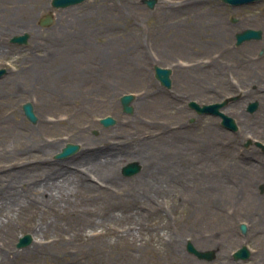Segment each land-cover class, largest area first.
Returning a JSON list of instances; mask_svg holds the SVG:
<instances>
[{
  "label": "rangeland",
  "instance_id": "rangeland-1",
  "mask_svg": "<svg viewBox=\"0 0 264 264\" xmlns=\"http://www.w3.org/2000/svg\"><path fill=\"white\" fill-rule=\"evenodd\" d=\"M212 5L216 12L227 7L230 17L264 15V0H156L152 9L143 0L64 8L51 0H0V186L11 192L10 181L41 182L60 163L75 165L83 139L73 133L91 138V151L135 150L149 164L124 175V165L139 163L119 156L112 173L71 182L54 204L19 209L0 194V264H264V35L240 45L229 37L227 55L214 52L216 44L201 55L178 50L209 32ZM47 14L52 21L40 24ZM188 20L201 30H174ZM111 26L119 35L105 34ZM164 31L175 33L170 45L159 38ZM23 33L26 43L11 42ZM154 66L171 69L170 88ZM126 93L134 95L130 113L119 100ZM191 100L225 101L220 111L236 130L197 114ZM27 101L35 122L23 114ZM106 116L114 123L104 126ZM11 127L21 134L9 136ZM68 143L77 150L57 157ZM142 174L157 181L150 198L137 191ZM33 225L47 231L41 244H34ZM25 235L30 241L18 247ZM188 243L213 257L198 258ZM243 245L249 257L234 259Z\"/></svg>",
  "mask_w": 264,
  "mask_h": 264
},
{
  "label": "bare ground",
  "instance_id": "bare-ground-1",
  "mask_svg": "<svg viewBox=\"0 0 264 264\" xmlns=\"http://www.w3.org/2000/svg\"><path fill=\"white\" fill-rule=\"evenodd\" d=\"M78 39V37H77ZM76 39V40H77ZM82 40V38H80ZM84 40V39H83ZM85 43V40H84ZM90 66V65H88ZM44 116V115H42ZM41 116V117H42ZM41 117L39 119H41ZM16 134H21L15 127H11L9 131V136H15ZM73 135L79 136L82 140V149L79 151L80 157L76 159V164L72 165L70 162H62L59 164V168L52 169L47 173L43 181H34L31 183H26L25 180L17 182L16 187L15 182L10 181L8 187L13 188L11 192L5 191L4 188L0 186V194L7 193L6 198L8 203L18 205L19 209L23 206L43 204L48 203L54 204L56 199L62 197L63 193L66 191V186H68L73 181H83L86 180L90 172L101 173L102 170L110 168L108 172H113L117 166V161L119 156L127 155L134 158L140 165V169H146L149 165L145 156L140 152L135 150H118L115 153L91 151L92 139L89 137H84L78 133H73ZM62 147V144H59L56 150H59ZM4 147L1 148L3 150ZM85 155V156H84ZM83 163L84 167H77L79 163ZM119 164V163H118ZM74 168H70V167ZM138 182V193L141 191V194L146 198H150L151 195H147V192L151 190L156 184L154 177L149 176L148 174H142L136 180ZM144 190L146 193H144ZM36 201V202H35ZM32 231V237L34 238V244H41L47 239L46 229L43 227H38L33 225L30 227ZM36 239V240H35ZM127 239V245L132 246L133 240ZM53 239L51 243H54ZM57 242V240H56Z\"/></svg>",
  "mask_w": 264,
  "mask_h": 264
},
{
  "label": "water",
  "instance_id": "water-1",
  "mask_svg": "<svg viewBox=\"0 0 264 264\" xmlns=\"http://www.w3.org/2000/svg\"><path fill=\"white\" fill-rule=\"evenodd\" d=\"M84 0H52L51 5L55 8H64L68 7L71 5L78 4ZM226 3H229L231 5H240V4H247L250 2L258 1V0H223ZM147 3L148 7L153 8L156 0H145ZM52 21L51 16L48 14L45 16L44 19H42L41 24L43 25H48ZM260 31L258 30H252V29H246L242 32H239L236 34V45L242 43L245 40H249L252 38L258 39L260 38ZM28 38V34L24 33L21 35H15L11 38L12 42H17V43H26ZM154 72H155V77L160 81V83L167 87H171V70L166 67H160V66H154ZM5 73L4 69H0V76ZM134 98V95L132 93H126L121 95L120 97V103L122 105V109L125 113H130L132 111V107L130 106V103L132 102ZM225 105V101L221 103H212L208 105H199L197 102L191 100L189 101V106L197 114H212L215 116H218L221 118V125L229 130H236L237 125L234 121V119L225 113L220 111V108H222ZM257 103L253 102L250 103L247 107L249 112H253L256 108ZM22 110L24 115L31 121L35 122L36 121V116L33 111V105L31 102L27 101L22 104ZM114 119L111 116H106L100 120V122L104 125H110L114 123ZM78 148L77 144H71L68 143L66 144L61 152L57 154V157H65L67 155L72 154L75 152ZM139 165L135 162H130L127 163L122 167V173L124 175H132L136 173L139 170ZM240 228L242 231H245L246 227L244 224L240 225ZM31 237L30 235H25L24 237L19 239V242L17 243L18 247L26 245L30 241ZM187 250L188 252L196 255L198 258H205V259H211L213 257V252L212 251H199L197 250L191 243L187 244ZM250 255L249 249L243 245L239 249H237L233 253L234 259H247Z\"/></svg>",
  "mask_w": 264,
  "mask_h": 264
},
{
  "label": "flooded vegetation",
  "instance_id": "flooded-vegetation-1",
  "mask_svg": "<svg viewBox=\"0 0 264 264\" xmlns=\"http://www.w3.org/2000/svg\"><path fill=\"white\" fill-rule=\"evenodd\" d=\"M215 6H211L209 8L208 11V16H207V23H206V28L209 32L205 33V37H199L197 39V41H195L196 44H193L192 47H184V49L178 48V50H182V51H189L191 53L197 54V55H201L203 50L206 49H211L213 47L214 44L218 45V47H216L214 50V52H216L218 55L223 54V55H227L228 54V48L225 47V43L224 41L229 39V37H232L235 39L236 34L246 28H252V29H258L261 31V35L263 38L264 35V15H260V12H256L258 14H253V15H243L241 14L239 17L236 16H228L226 14L227 11V7H219L220 12H216V10L214 9ZM248 23V24H247ZM199 23H196L192 20H188V21H179L178 25L176 27V22L174 24V30L175 28L178 31L182 32H191L193 30H201V28L199 29L198 26ZM105 34L106 35H119V31L117 26H111V27H105ZM192 35V33L190 34ZM175 37V33H172L169 37H166V32H162L160 35V39H162L164 42L163 45H170V42H168L167 40L170 39H174ZM110 39V38H109ZM184 41V40H183ZM185 39V43H186ZM161 42V41H159ZM180 43V42H177ZM185 43H183L184 45H186ZM182 44V45H183ZM162 50H168V48L166 47H161ZM169 49L172 51H177L176 48H171L169 47ZM214 52L210 53V54H214Z\"/></svg>",
  "mask_w": 264,
  "mask_h": 264
}]
</instances>
